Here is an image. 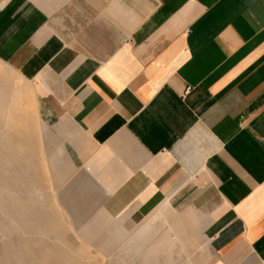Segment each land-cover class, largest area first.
I'll return each instance as SVG.
<instances>
[{
    "label": "crops",
    "instance_id": "1",
    "mask_svg": "<svg viewBox=\"0 0 264 264\" xmlns=\"http://www.w3.org/2000/svg\"><path fill=\"white\" fill-rule=\"evenodd\" d=\"M0 64L32 89L0 71L8 162L38 109L65 191L142 259L264 264V0H0Z\"/></svg>",
    "mask_w": 264,
    "mask_h": 264
},
{
    "label": "rangeland",
    "instance_id": "2",
    "mask_svg": "<svg viewBox=\"0 0 264 264\" xmlns=\"http://www.w3.org/2000/svg\"><path fill=\"white\" fill-rule=\"evenodd\" d=\"M0 71L9 77L10 86L27 89L19 101L28 100L32 92L30 84L4 65L0 64ZM28 127L34 139L31 145L12 148L15 162H8L6 156L0 155V264L183 263L180 258L142 259L146 249L149 256H157V252L151 250L152 243L136 241L135 227L129 231L127 241L122 242L114 233L115 228L108 231L102 228L107 220H87V215L78 219L79 206L63 194L78 179L63 178L62 164L51 161L59 156L52 155L55 148L41 127L38 109ZM74 205L78 212L73 213ZM82 222L85 225H80ZM94 222L100 225L90 228L89 224ZM88 229L93 232L89 237Z\"/></svg>",
    "mask_w": 264,
    "mask_h": 264
},
{
    "label": "bare ground",
    "instance_id": "3",
    "mask_svg": "<svg viewBox=\"0 0 264 264\" xmlns=\"http://www.w3.org/2000/svg\"><path fill=\"white\" fill-rule=\"evenodd\" d=\"M15 92V91H14ZM7 93V92H6ZM12 127V126H11ZM13 132V131H12ZM22 159V158H21ZM18 161H20V160H18ZM15 162V161H14ZM21 166V165H20ZM32 166V165H31ZM34 174H36L35 172H34ZM37 176V175H36ZM38 177V176H37ZM36 178V177H35ZM38 179V178H37ZM63 194H65L66 195V197H67V199L69 198L71 201H73V203L77 206V204H76V201L75 200H73V198L71 197V195L72 194H68L66 191H65V193H63ZM74 197V196H73ZM69 199H68V201H69ZM64 200V199H63ZM66 202V201H65ZM67 203V202H66ZM72 205V204H71ZM74 205V206H75ZM76 206H75V209H73L74 211H73V213L74 212H78V210H79V208H76ZM71 208H73L72 206H71ZM85 208V207H84ZM68 209V208H67ZM86 209V208H85ZM79 214L81 215V216H78L77 218L78 219H82V217L83 216H85L86 214H87V212L85 213V212H83L81 209L79 210ZM72 214V213H71ZM76 217V216H75ZM148 229V228H147ZM150 229V228H149ZM48 231V230H47ZM57 231V230H56ZM56 233V232H55ZM29 234V233H28ZM143 234V233H142ZM169 246V245H168ZM31 252V251H30ZM47 252V251H46ZM49 255V254H48ZM148 256H149V253H148ZM33 257V256H32ZM50 258V257H49ZM71 260H73V259H71ZM47 262V261H46ZM71 262V261H70ZM77 264V263H76ZM78 264H80V263H78ZM83 264V263H82ZM149 264V263H148Z\"/></svg>",
    "mask_w": 264,
    "mask_h": 264
},
{
    "label": "built area",
    "instance_id": "4",
    "mask_svg": "<svg viewBox=\"0 0 264 264\" xmlns=\"http://www.w3.org/2000/svg\"><path fill=\"white\" fill-rule=\"evenodd\" d=\"M189 90H190V89H189V88H187L185 92H188Z\"/></svg>",
    "mask_w": 264,
    "mask_h": 264
}]
</instances>
